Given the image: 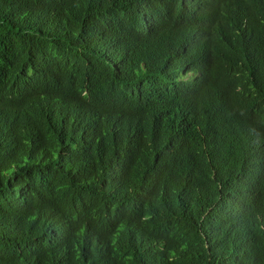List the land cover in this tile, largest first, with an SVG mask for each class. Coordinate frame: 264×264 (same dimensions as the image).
<instances>
[{
	"label": "trees",
	"instance_id": "16d2710c",
	"mask_svg": "<svg viewBox=\"0 0 264 264\" xmlns=\"http://www.w3.org/2000/svg\"><path fill=\"white\" fill-rule=\"evenodd\" d=\"M250 4L179 28L142 0H0V264H264ZM184 51L213 74L171 107L162 61Z\"/></svg>",
	"mask_w": 264,
	"mask_h": 264
},
{
	"label": "clouds",
	"instance_id": "9594fccd",
	"mask_svg": "<svg viewBox=\"0 0 264 264\" xmlns=\"http://www.w3.org/2000/svg\"><path fill=\"white\" fill-rule=\"evenodd\" d=\"M264 3V0H261ZM251 0H142V7L145 8V18L165 16L175 19L177 26L184 27L199 22L207 17H216L227 11L245 10L250 7ZM130 51L122 52L117 57H123ZM114 58V59H115ZM163 81L161 90L165 98L173 107L181 96L193 100L203 99L206 95L208 78L213 74V67L202 63L193 52L184 51L177 54H168L162 61ZM134 73L149 74L142 54L139 52ZM85 86V85H84ZM130 93V92H128ZM151 91L142 96L141 105H149ZM81 97L87 96L85 89L80 93ZM92 108L87 112L90 116ZM259 130L264 137V117L255 121L251 129ZM264 181H254L252 185V196L258 203L260 200V188ZM87 237L93 238L92 233L87 229Z\"/></svg>",
	"mask_w": 264,
	"mask_h": 264
}]
</instances>
